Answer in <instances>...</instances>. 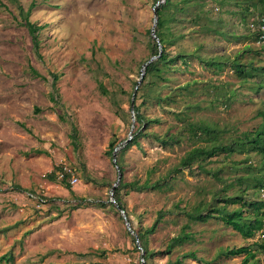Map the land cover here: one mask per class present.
Here are the masks:
<instances>
[{
  "label": "rangeland",
  "instance_id": "374dc122",
  "mask_svg": "<svg viewBox=\"0 0 264 264\" xmlns=\"http://www.w3.org/2000/svg\"><path fill=\"white\" fill-rule=\"evenodd\" d=\"M164 1L0 0V264L6 254L13 255L11 264H143V251H137L113 204L119 173L124 183L137 182V187L147 177L155 182L167 175L199 144L191 139L188 122L216 126L227 138L260 125L256 116L264 111V91L240 83L229 63L248 45L264 46L247 38L259 29L254 19L243 21L248 3L171 0L174 6L165 19L174 45L168 52L175 60L187 54L188 60L171 64L162 74L165 81L155 76L143 82L136 106L147 119L159 121L147 133L175 135L180 141L162 147L152 137L141 138L142 151L132 147L117 154L123 171L113 163L107 155L110 143L122 144L139 127L135 123L132 131V96L151 53L154 7ZM21 8L42 28L38 45ZM260 59L264 64V53L242 61L259 65ZM212 60L228 63L218 70L208 64ZM168 95L169 102H157V96ZM246 158H214L206 167L219 177L181 171L166 191L127 188L122 195L127 221L144 231L162 209L208 203L234 182L228 193L236 192L241 171L231 167ZM258 162L259 156L252 155L250 163ZM64 168L72 191L61 181ZM81 199L86 200L82 207L73 209ZM185 223L176 213L167 215L148 236L149 250H165ZM190 232L191 242L148 264H166L193 251L209 264H241L242 257L223 251L264 240V231L245 239L217 219L194 224ZM257 259L264 264L263 253ZM183 264L204 263L186 259Z\"/></svg>",
  "mask_w": 264,
  "mask_h": 264
},
{
  "label": "trees",
  "instance_id": "16d2710c",
  "mask_svg": "<svg viewBox=\"0 0 264 264\" xmlns=\"http://www.w3.org/2000/svg\"><path fill=\"white\" fill-rule=\"evenodd\" d=\"M248 4L245 12L241 13L243 16V21L247 22L249 19H254L259 29L256 33L249 34L248 39L254 41V44L264 42V0H245ZM164 4L156 7L159 19L156 27V35L158 39L154 38L151 42V53L147 60L142 63L150 61L154 57H158L146 68V73L143 78L145 82L148 78L157 76L159 80L165 81L164 75L169 72L171 64L175 63L177 59L182 60L187 63V54H180L174 58H170L168 52V46L174 45V42L170 41L168 38L169 29L167 28L169 21L165 19V11L168 10L173 4L171 0H165ZM174 6V5H173ZM154 7V8H155ZM253 9V12H249ZM21 14L24 16L26 25L30 30V33L34 36L36 45H38V35L37 33L42 29L36 26L34 23L29 21L30 11L24 12L21 8ZM258 18V19H257ZM209 21H213L209 19ZM207 31H210L207 29ZM216 35L221 34L220 31H214ZM149 33L152 35L151 31ZM223 37L224 34H221ZM236 39V37H235ZM162 48V52H161ZM264 46L262 50L257 49L252 45H248L244 51L239 52L235 58L229 61L231 68L234 73L239 77L240 83L243 85H249L250 89L254 92L264 91V64H262L263 59H260L259 65L255 64L254 60L248 62H243L242 60L250 59L256 55H263ZM247 55H249L247 57ZM228 61H216L212 60L208 63L210 66H215L218 70H222ZM142 82V83H143ZM141 83V84H142ZM137 86V85H136ZM146 86H139L134 107V117L135 123L139 124V127L131 134L132 140L121 150H119L121 156L132 147H136L142 151V146L140 139L152 137L155 142L160 144L162 147L169 145V143L179 142L180 137L175 135H166L160 137L158 135H152L146 132L148 127L153 123H159L158 120L147 119L140 110L139 106H136V100L138 99V93L143 90ZM136 88V87H135ZM134 94V93H133ZM236 90H231V95H235ZM133 97V96H132ZM171 96H157L156 100L160 105L171 100ZM257 118L261 119L260 125L252 131H246L236 137L227 138L226 131L222 130L216 126L210 125L205 122H188L187 127L192 135L191 139H195L199 142L198 145H194L191 150H189L185 156L180 160L179 164L174 167L167 175L161 177L155 182L150 180V177L143 182L142 186L137 187V182L124 183L122 180L119 183V187L115 188L113 192L114 199L120 207L125 211L129 218L127 208L123 201V192L130 188V190L137 191H166L168 184L175 179V174L181 171H199L207 174L213 173L215 177H219L218 172H212L207 169L206 165L213 161L214 158L224 156L225 158H231L232 156L245 155L247 158L243 164L234 162L231 169L235 172H240L241 175L237 177L235 181H240V188L229 194V190L235 187V182L227 184V190L215 193L208 203H200L188 209L187 207L181 208L179 205H175L172 210H160L157 213V219L154 224L146 229L137 231L132 227L133 231L138 235L139 241L142 249L140 250L138 246L137 251H143L142 256L143 264H148L149 260L159 256V255H170L173 250L177 247H181L184 244L191 242L194 238L193 234L190 232L192 225L198 223H207L209 220H219L225 226L232 228L234 231L239 233L245 239H253L255 236L264 231V196H261V192H264V111L258 112ZM127 138L125 141H127ZM124 141V142H125ZM121 145V144H120ZM117 142H111L109 145V150L107 155L113 156L114 150L120 146ZM118 152V153H119ZM259 156V162L257 165L250 163L251 156ZM120 169L123 171L120 162H118ZM61 170V168H60ZM150 176V175H148ZM50 180L56 181L58 176L54 173L49 175ZM69 176L66 174L62 178V183L65 187L71 190L68 181ZM221 179V178H219ZM252 191V193H249ZM85 199H81L80 203L73 207V209H79L82 207ZM114 204V203H113ZM117 209V206L114 204ZM118 210V209H117ZM178 214L186 219V223L182 226L180 233L171 238L165 250L150 251L148 248L147 238L149 235L154 234L159 227V225L164 221L165 217L169 214ZM133 226V225H131ZM136 242L135 236H133ZM264 254V240L261 242H256L251 245L242 246L238 248H227L223 251V254L227 257H242L241 264H259L257 256L259 254ZM193 260L201 262L204 264H209L205 260L201 259L198 254L193 251L185 254L183 259H177L175 261H169L166 264H183L184 260ZM5 264H11L14 257L12 254H6L2 257Z\"/></svg>",
  "mask_w": 264,
  "mask_h": 264
},
{
  "label": "water",
  "instance_id": "95a60500",
  "mask_svg": "<svg viewBox=\"0 0 264 264\" xmlns=\"http://www.w3.org/2000/svg\"><path fill=\"white\" fill-rule=\"evenodd\" d=\"M160 3L158 2V4L156 5V7L160 6L159 5ZM156 7L154 8V24H153V27H152V30H151V33H152V36L156 39H158L157 35H156V27H157V24H158V19H159V16H158V13L156 11ZM161 52H162V48H161ZM158 57H154L152 58L150 61H148L147 63L144 64L143 68H142V74H141V78L139 80V82L137 83V86L134 90V94H133V97H132V102H131V110H132V114L134 116V107H135V99H136V95H137V92H138V89H139V86L141 85V83L143 82V78L145 76V73H146V68L149 64H151L154 60H156ZM135 129V117H134V120H133V126H132V131ZM132 133V132H131ZM132 140V135H130L129 139L125 142H123L120 146H118L114 152H113V156H112V161L114 164H116V166H118L117 164V154L119 152V150H121L122 148H124L130 141ZM122 178V174L119 173V178H118V181L116 182V184L113 186L112 188V191L115 190V188H117L120 180ZM114 194H112L113 196ZM113 203L117 206V209L118 211L122 214L124 220H126L127 222V226H128V229L129 231L135 236L136 238V244L138 246V248L141 250L142 247H141V244H140V241H139V237L138 235L133 231V229L131 228L129 222L127 221V217H126V213L125 211L122 209V207H120L119 205H117L115 199L113 198ZM144 255V253L142 254V256Z\"/></svg>",
  "mask_w": 264,
  "mask_h": 264
},
{
  "label": "built area",
  "instance_id": "2783aa9c",
  "mask_svg": "<svg viewBox=\"0 0 264 264\" xmlns=\"http://www.w3.org/2000/svg\"><path fill=\"white\" fill-rule=\"evenodd\" d=\"M69 170H67V168H64L61 173H60V177L61 179L64 178L66 176V174L68 175ZM76 178L74 176H72V182H76Z\"/></svg>",
  "mask_w": 264,
  "mask_h": 264
}]
</instances>
